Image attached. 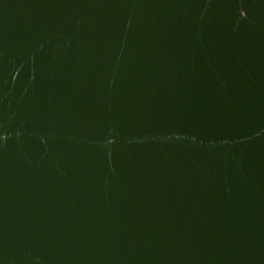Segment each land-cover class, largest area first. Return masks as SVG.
Returning a JSON list of instances; mask_svg holds the SVG:
<instances>
[{
  "label": "water",
  "instance_id": "water-1",
  "mask_svg": "<svg viewBox=\"0 0 264 264\" xmlns=\"http://www.w3.org/2000/svg\"><path fill=\"white\" fill-rule=\"evenodd\" d=\"M0 264H264V0H0Z\"/></svg>",
  "mask_w": 264,
  "mask_h": 264
}]
</instances>
